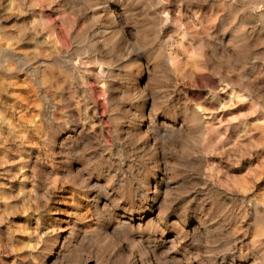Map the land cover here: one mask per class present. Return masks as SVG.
Wrapping results in <instances>:
<instances>
[{"label":"rangeland","instance_id":"obj_1","mask_svg":"<svg viewBox=\"0 0 264 264\" xmlns=\"http://www.w3.org/2000/svg\"><path fill=\"white\" fill-rule=\"evenodd\" d=\"M0 264H264V0H0Z\"/></svg>","mask_w":264,"mask_h":264}]
</instances>
